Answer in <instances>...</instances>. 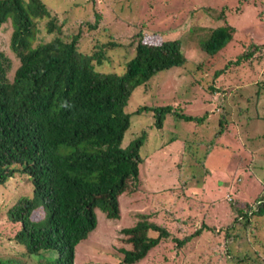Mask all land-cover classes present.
<instances>
[{"label": "trees", "instance_id": "1", "mask_svg": "<svg viewBox=\"0 0 264 264\" xmlns=\"http://www.w3.org/2000/svg\"><path fill=\"white\" fill-rule=\"evenodd\" d=\"M50 7L44 0H0V24L10 22L9 47L18 59L14 64L0 50V187H7L9 196L0 202V264H27L29 259L33 264H75L77 244L97 226L96 208L109 218H118L120 195L139 190V164L145 160L142 148L152 128L164 130L163 143L180 139L182 148L189 149L187 155L202 147L200 163L209 154V141L203 132L197 135L193 130L189 137L184 136V127L179 124L180 120L198 123L207 113L196 116L179 111V105L138 100L134 110L128 108L138 89L141 94L145 88L157 92L151 87L156 82L161 92V82L184 68L191 74L192 84L200 85L201 75L194 68L202 66L189 59L178 38L159 44L144 42L142 24L115 15L120 23L136 28L124 41L117 33L108 32L103 12L70 30L64 27L65 18ZM80 9L85 18V8ZM224 10H211L209 24L190 26L193 34L202 31L197 42L210 55L232 40L234 26L223 25L227 21ZM42 19L44 32L51 36L37 41ZM100 27L99 35L91 33V49L82 30L91 32ZM117 48L124 50V68L102 67L114 60L113 50ZM252 53L243 51L228 63L239 64ZM162 71L166 72L158 74ZM142 112H149L147 127L126 136ZM169 114L173 131L165 129ZM213 134L211 130L209 140ZM256 202V209L249 204L236 206L234 220L244 223L251 215H263L264 195ZM200 230L172 238L181 246ZM121 231L127 234L125 241L131 248L120 247L119 259L111 264H137L161 240L170 237L164 226L147 220V216ZM248 244L231 264H243Z\"/></svg>", "mask_w": 264, "mask_h": 264}, {"label": "rangeland", "instance_id": "2", "mask_svg": "<svg viewBox=\"0 0 264 264\" xmlns=\"http://www.w3.org/2000/svg\"><path fill=\"white\" fill-rule=\"evenodd\" d=\"M44 1L53 13L65 18V28L78 29L80 21L86 18L93 21V14L103 12L105 19H102L109 24L108 32L128 41V35L136 28L115 19L124 16L129 18L127 21L143 25L144 42L159 44L176 37L189 59L202 66L194 68L201 75L200 85L192 84L194 80L184 68L161 82V92L156 82L151 87L157 92L145 88L141 94L138 89L129 100L128 108L134 110L138 100L179 105V111L196 116L207 113L198 123L179 121L184 127L181 131L184 136L189 137L190 131L195 130L197 135L203 132L206 142L209 141L205 162H198L204 153L202 147L198 146L197 153L187 155L189 149L182 148L180 139L163 143L164 130L152 128L142 148L145 160L139 164V190L120 195L118 218H109L96 208L97 226L77 244L75 264H111L119 259L120 247L131 248L121 228L133 226L146 216L147 220L164 226L170 237L161 240L137 264H231L237 262L247 243L248 256L241 262L264 264V214L251 215L244 223L234 220L238 213L236 206L244 208L249 204L256 209L257 199L261 201L264 195V0H94L92 6V0ZM81 7L85 8V18ZM211 10H224L227 21L223 25L234 26L232 40L214 55L198 44L202 31L193 34L190 27L192 23L200 27L209 24ZM44 22L42 19L38 23L37 41L51 36L44 32ZM11 28L9 21L0 24V50L16 64L18 59L9 47ZM101 29L82 30L91 49L92 34H98ZM101 37L106 39L103 34ZM247 50L253 52L248 59L239 64L228 63ZM123 53L122 48L113 50L114 60L102 67L122 70ZM216 70H221L218 77L214 76ZM210 85L215 88L210 89ZM148 113L137 115L126 136L147 127ZM169 115L165 129L173 131L174 122ZM211 130L212 141L209 140ZM7 194V187H0V202L9 198ZM198 228L200 234L181 246L172 238H181ZM33 263L29 259L27 264Z\"/></svg>", "mask_w": 264, "mask_h": 264}, {"label": "clouds", "instance_id": "3", "mask_svg": "<svg viewBox=\"0 0 264 264\" xmlns=\"http://www.w3.org/2000/svg\"><path fill=\"white\" fill-rule=\"evenodd\" d=\"M163 87V86H162Z\"/></svg>", "mask_w": 264, "mask_h": 264}]
</instances>
